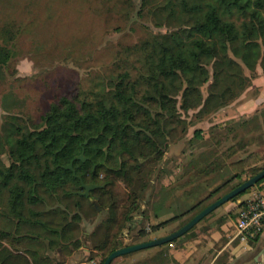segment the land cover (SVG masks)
<instances>
[{
  "label": "rangeland",
  "instance_id": "1",
  "mask_svg": "<svg viewBox=\"0 0 264 264\" xmlns=\"http://www.w3.org/2000/svg\"><path fill=\"white\" fill-rule=\"evenodd\" d=\"M165 2L168 0H46L48 12L43 29L24 32L36 35L39 41L30 46L22 39L13 47L16 60L30 57L34 61L33 73L18 77L16 72L10 78L3 75L0 79V168L10 163L4 143L8 123L35 128L51 102L78 93L82 98L87 91L99 90L106 84L105 78L119 71L118 60L127 55L131 58L129 53H123L126 48L139 45L148 33H164L178 27L177 18L167 17L169 9L164 7ZM214 62L215 59H211L206 65L210 78L200 87L204 98L213 81ZM239 65L245 85L230 103L216 111H200V107L182 110V90L175 95L186 128L175 127L165 153L145 166L144 173L133 172V178L129 176L131 180L126 182L105 170L96 172L97 179L112 181L103 196L106 208L102 211L94 210L93 201L88 198H63L61 192L57 198L46 197L42 204L32 206L45 211L39 219L51 221L49 226L66 227L60 245L50 247V237L57 235L51 236L42 226L21 227L13 233L37 236L29 241L24 237L27 246L60 264H98L107 254L108 243L129 244L148 240L156 233L167 235L205 205L249 178L248 174L231 177L228 163L254 151L264 156V102L257 110L236 113L233 118L229 117V110L249 98H258L262 91L264 97V71L260 59L251 67L240 61ZM171 89L175 94L173 87ZM9 116L18 119L12 121ZM260 187L256 184L251 188ZM134 195L137 196L135 202ZM112 198L117 212H123L120 228L107 225L111 216L107 206L114 202ZM198 202L200 204L191 209ZM5 211L3 199L0 201V229L13 230L11 220L6 221L1 215ZM160 221H164L163 224L154 229ZM106 232L109 239L100 249ZM75 243H79L78 246ZM167 245L121 255L111 264H163L162 253Z\"/></svg>",
  "mask_w": 264,
  "mask_h": 264
},
{
  "label": "trees",
  "instance_id": "2",
  "mask_svg": "<svg viewBox=\"0 0 264 264\" xmlns=\"http://www.w3.org/2000/svg\"><path fill=\"white\" fill-rule=\"evenodd\" d=\"M165 3L169 9L167 17L177 18L178 27L164 33H148L139 45L126 48L123 53H129L131 58L127 55L119 59V71L106 77V84L99 90L87 91L82 98L79 93L74 97L61 96L49 104L33 129L8 123L4 143L10 163L0 168V201L5 200L6 211L1 215L6 221L11 220L13 230L0 229V264H60L27 246L26 241L37 236L13 233L21 227L42 226L51 236L57 235L50 237V247L60 245L66 227L53 228L49 226L51 221H41L39 217L45 211L35 210L33 205L42 204L46 197L57 198L61 192L63 198H88L93 201L94 210L102 211L106 208L103 196L112 181L97 179L98 170L130 182L133 172L144 173L145 166L165 153L168 138L177 125L186 128L175 95L182 90V110L200 107V111H216L230 103L245 85L239 61L251 67L260 59L264 71V0ZM11 57L12 48L0 45V68L8 66ZM211 59H215L213 81L204 98L200 87L210 78L206 65ZM85 140L87 144H83ZM82 152L84 161L73 160ZM263 157L254 151L231 161V177L257 174L264 168V164L259 165ZM72 160L75 174L65 169ZM78 176L98 187L88 196L81 194L84 189ZM262 183L264 178L256 184ZM107 207L111 215L108 227H122L123 212H117L115 201ZM163 222L153 228L157 230ZM108 239L106 232L100 249ZM108 244L107 254L98 264H103L112 251L134 243Z\"/></svg>",
  "mask_w": 264,
  "mask_h": 264
},
{
  "label": "crops",
  "instance_id": "3",
  "mask_svg": "<svg viewBox=\"0 0 264 264\" xmlns=\"http://www.w3.org/2000/svg\"><path fill=\"white\" fill-rule=\"evenodd\" d=\"M47 8L46 0H0V45L12 48L8 66L0 68V79L3 75L10 78L16 72L18 77L33 73L34 61L30 57L16 60L13 47L22 39L30 46L39 41L36 35L24 32L43 29ZM261 94L263 91L258 98H249L232 106L229 117L257 110L264 102ZM254 190L259 189L251 188L236 201L218 207L214 214L207 215L184 235L170 242L162 253L163 264H264V229L251 231L244 237L236 229L238 207L251 197ZM160 236L163 235L156 233L148 240Z\"/></svg>",
  "mask_w": 264,
  "mask_h": 264
},
{
  "label": "water",
  "instance_id": "4",
  "mask_svg": "<svg viewBox=\"0 0 264 264\" xmlns=\"http://www.w3.org/2000/svg\"><path fill=\"white\" fill-rule=\"evenodd\" d=\"M83 144H87V140H85ZM75 159L84 161L86 157L84 156V153L82 152L81 154L75 156L73 160ZM73 160L68 165L65 166V169L72 170L73 173L75 174L74 169H73ZM78 178L80 180V186L84 189L80 193L84 194L85 196H88L91 190L98 187V185L96 184L85 183L82 180V178L79 176ZM262 178H264V168L260 170L257 174L245 179L244 181H242L241 183H239L238 185L230 189L228 192H226L225 194L221 195L220 197H218L217 199L209 203L207 206H205L203 209L198 211L186 223H184L182 226H180L175 231H172L171 233L164 235V236L156 237L153 239H149L146 241H142V242H138L135 244H131V245L118 248L112 251L107 256L103 264H111V262L115 258L121 255H124V254H128L130 252L138 251V250L145 249V248L156 247V246H160V245L174 241L175 239L181 237L186 232H188L190 229H192L200 220H202L204 217L209 215L212 211H214L215 209H217L218 207H220L221 205H223L230 199L234 198L235 196L241 193H244L247 189L255 186L256 183Z\"/></svg>",
  "mask_w": 264,
  "mask_h": 264
},
{
  "label": "built area",
  "instance_id": "5",
  "mask_svg": "<svg viewBox=\"0 0 264 264\" xmlns=\"http://www.w3.org/2000/svg\"><path fill=\"white\" fill-rule=\"evenodd\" d=\"M236 229L244 237L249 232L264 229V183L249 199L240 203L236 214Z\"/></svg>",
  "mask_w": 264,
  "mask_h": 264
}]
</instances>
